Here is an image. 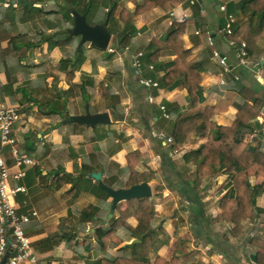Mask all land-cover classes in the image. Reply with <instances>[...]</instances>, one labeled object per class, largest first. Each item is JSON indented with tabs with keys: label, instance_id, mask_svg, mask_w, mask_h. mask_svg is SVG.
<instances>
[{
	"label": "crops",
	"instance_id": "obj_1",
	"mask_svg": "<svg viewBox=\"0 0 264 264\" xmlns=\"http://www.w3.org/2000/svg\"><path fill=\"white\" fill-rule=\"evenodd\" d=\"M22 1L0 0V102L20 109L22 118L15 129L19 152L21 156L36 163L34 167L27 169L26 178L19 183L27 189L26 195H20L19 204L23 209L38 214V218L26 226V234L37 256L36 264H94L106 253L96 245L95 240L90 245L85 243L89 233H95V227L87 222L88 214L95 213L99 221H103L102 226H108L119 215L116 210L114 217L109 219L111 211L108 213L100 204L101 200L92 193L93 185L98 183L92 179V174L102 173L103 183L106 184L104 181L107 180V186L119 190L113 186L124 182L122 171L130 164L140 174L156 175V179L148 183L153 192L151 200H158L160 197L157 194H162L167 202L180 200L179 194L167 186V177L172 176L167 174L165 177L160 145L153 144L152 137L161 133L169 137L173 117L191 107V98L187 91L178 88L168 90L159 86L164 72L144 62L151 41H163L174 23L187 22V33L182 41L184 48L191 52L189 63L203 68L201 88L204 101L201 108L213 109V122L225 128L235 124L237 106L242 105L245 99L232 89L235 84L230 74L224 73L212 54L217 49L224 56L230 55L232 71L243 67V70L250 73L251 76L242 74V81L264 101V41L259 42L257 51L254 56L249 57L248 64L241 66L236 57L235 46L232 47L226 41L227 34L224 30L232 16L228 15L227 3L237 4L243 0H203V6L199 4L201 8L197 4L185 6L176 1L169 12L155 9L135 18L137 34L129 49L116 54L114 65L108 62L115 54L104 53L110 47L107 51L99 52L91 44H85L82 49L86 46L87 51L82 53L78 67L74 68L72 65L62 64L72 47L65 50L57 47L49 51V45L41 42L30 48L26 42L22 43L23 34L7 33V26L18 27L33 21L41 22L43 19V15L36 13L33 20L28 22L29 16L21 6ZM205 3L209 5L210 15L207 8H204ZM34 7L41 8L36 4ZM222 7L226 8L225 12L221 11ZM194 14L198 16L195 18ZM233 17L234 25L245 21L238 12ZM211 30L214 33L210 37L216 45H211L208 41L207 33ZM41 33L42 31L39 32ZM13 39L17 41L16 45ZM82 49L79 51L78 47L76 59L80 57ZM22 50L35 55L33 65L25 56L14 59L16 52ZM139 54L144 56L139 59L140 68H136L135 62ZM76 59H73V63H76ZM175 59L172 54L164 52L160 61L169 64ZM49 61L54 68L58 65L60 70H54L52 74L51 71H37V66ZM257 84L263 89L258 88ZM162 107H165L168 119L165 118ZM87 109L91 115L108 113L111 124L91 128L71 121L72 117L85 116ZM250 129V133L245 136V143L264 153V125L257 120ZM255 134L256 139L252 137ZM208 142V139L191 133L184 145H176L177 154L174 153L175 150L170 153L174 166L168 171H175L177 179L185 177L193 180L195 166L187 165L183 157ZM161 145L164 150L171 147L166 146L164 141ZM129 155H133L130 160L127 159ZM8 157L12 158V155L9 154ZM83 173H88L87 177H83ZM215 181L218 185L226 183L223 191L234 194L232 177L220 176ZM250 183L253 186L261 185L264 178H251ZM157 185L161 192L154 190ZM73 187L74 191L70 192ZM202 194L205 195L204 192ZM97 199L99 203H95ZM107 203H112V199ZM121 204L125 206L122 207ZM121 204L118 208L125 211L127 203ZM256 204L257 208L264 209V195L257 198ZM184 205L185 212H179V216L175 215V209H157L156 225L160 226L158 218H162L160 223H163L166 231L176 230V227L181 226L178 223L181 217L191 215L188 205ZM96 208L99 210L95 211ZM205 212L207 215V209ZM220 213L219 209L215 211L216 215ZM128 224L136 228L138 221L133 217L128 220ZM188 226L190 227L189 224ZM244 227L246 234L243 239L238 240L241 246H237L240 252L238 264H253L250 257L256 249L251 247L249 239L257 237L264 240V216L245 222ZM59 231L74 233L75 236L71 242L52 246L49 239ZM214 232L217 233L215 229ZM78 233H83L84 239ZM127 239L120 247L110 248L108 254L117 258L118 251L132 244ZM80 240H84L83 243ZM235 240L237 239L230 237L229 242L235 245ZM73 244L82 247V250L75 252ZM168 250L164 247L158 254H152L150 261L153 263L158 257L169 260L165 257ZM260 252L264 254V251ZM243 255L246 258L241 259Z\"/></svg>",
	"mask_w": 264,
	"mask_h": 264
},
{
	"label": "trees",
	"instance_id": "obj_2",
	"mask_svg": "<svg viewBox=\"0 0 264 264\" xmlns=\"http://www.w3.org/2000/svg\"><path fill=\"white\" fill-rule=\"evenodd\" d=\"M94 1L96 0H90L83 6L81 1H76L73 3L67 2L64 5L57 3L54 7L35 8L34 5L38 3H28L27 0H23L21 6L27 10L28 22L33 20L32 18L36 13L43 15L41 23L44 30L41 33L40 43L48 44L49 51L57 47L63 50L74 47L73 53L69 54L62 61V64L77 68L82 58L81 53L80 57L76 59L81 38L73 37L68 32L74 27L71 10L74 9L81 15L87 14V18H90L95 26L103 22H107L110 26L115 22L120 2L124 0H98L101 3H94ZM127 1L135 6V10L125 9L121 13L120 19L127 24V27L118 43L120 52H125L130 48L137 34L134 25L135 16L145 15L155 9L169 12L174 2L177 1L185 6H190L192 0H144L143 5L138 3V0ZM210 4L213 5V3ZM197 6L201 8L199 3ZM55 7L65 11L63 19H58L55 16ZM204 8H207L210 15L211 10L208 3H205ZM227 12L228 15L232 16H235L238 12L245 21L233 26L232 34L225 37L226 41L233 42L235 50L245 43L248 57L254 56L259 42L264 41V0H243L237 4L229 2L227 3ZM197 16V14H194L195 18ZM187 29V22L174 23L163 41L158 39L151 41L148 46V53L144 57V62L147 65L164 72V76L159 82L161 88L168 90L178 88L181 91H187L191 98V107L187 111L178 112L173 117L169 137L173 139L174 145L164 150L161 145L163 141L159 137H152V141L156 146L160 145L159 152H162L161 158L165 177L172 176L167 177V186L178 193L182 204H187V208L191 210L190 223L197 234V238L206 240L208 245L213 247L211 251L223 255L229 261V264H238L239 259L237 257L240 254L238 248L222 240V237L214 232L213 225L221 222L232 225L231 236L234 239H241L246 234L243 223L255 221L264 216V209L257 208L256 204L257 198L264 195V183L257 186L250 183L251 178H264V153L245 143V136L250 133L252 123L257 121L262 110H264V101L259 97V94L252 92L243 83L242 74H249L250 76L251 74L240 67L242 69L229 73L232 82L235 84L232 89L245 99L242 105L237 106V120L230 128L218 126L213 122L214 110L201 108L204 101L201 88L203 68L199 65L192 66L189 63L191 52L184 48L182 41ZM52 33L54 37L48 40L47 37ZM209 33L212 35L214 30ZM13 43L16 45L17 41L13 39ZM27 46L32 48L34 44L29 43ZM164 52L172 54L176 59L169 64L161 62L160 59ZM228 56L230 57V55L226 57L231 61V57ZM111 57L112 55H110V59ZM73 59H76V63H73ZM235 76H238V80H235ZM257 86L263 89L259 84ZM191 133H196L208 139L209 142L183 157L187 165L194 164L195 178L191 180L178 176L179 179H177L175 171H168L169 168L172 169V166H174L170 153L175 150L176 145H184ZM132 157L133 155H129L127 159L130 160ZM122 172L129 175L128 179L122 182L121 185L113 186L116 189H129L156 179L154 173L140 174L130 164ZM87 174L83 173L82 176L87 177ZM220 176L232 177L233 188H235L233 189L234 194L231 195L229 201L222 202L223 216L211 219L206 215L205 209L208 205L205 203L202 194L203 190L206 191L208 187H204L203 190L201 188L205 181ZM89 181L92 182L91 179ZM74 188L70 192H73ZM92 193L101 200L100 204L109 213L112 208V203H107L110 196L101 189L98 183L93 185ZM98 210V208L95 209V211ZM117 213L119 217L112 219L108 226H102L103 221H99L100 219L95 213L88 214L89 221L87 222H91L95 227L97 245L106 253L101 260L94 264H188L190 255L180 256L179 254H175L170 261L160 257L156 258L153 263L150 261L151 255L158 254L165 245L158 239L159 235L155 230L156 210L150 199L130 201L127 203L125 211L119 207ZM133 217L138 221L136 228L128 224V220ZM84 232H86V229H84ZM74 236V233L59 231L49 239V242L52 243V246H55L62 242H71ZM127 237L130 242L140 241L123 247V251L131 250L133 252L132 257L116 258L108 254L110 248L120 247L127 242ZM85 243L89 244L88 237ZM249 244L256 249V252L251 255L250 261L253 264H264V254L260 252V250L264 251V240L250 237Z\"/></svg>",
	"mask_w": 264,
	"mask_h": 264
},
{
	"label": "rangeland",
	"instance_id": "obj_3",
	"mask_svg": "<svg viewBox=\"0 0 264 264\" xmlns=\"http://www.w3.org/2000/svg\"><path fill=\"white\" fill-rule=\"evenodd\" d=\"M6 1L9 2V1H13V0H6ZM27 1H28V3H38V4H36V6H38L39 3H47L50 1H54V0H50V1H48V0H27ZM76 1H81V3H83L82 4V6H83V5H85V3H88L90 0H57V1H55V4L47 5L44 7H54L57 3L64 5L67 2L73 3ZM94 3H101V2L96 0V1H94ZM138 3L143 5L144 0H138ZM191 7L194 8L193 6H191ZM125 9H129L131 11H134L135 6L132 3L128 2L127 0L121 1L119 4V9L116 12L115 22H113L112 25L107 27V30L111 33L113 38L111 41L110 49L104 53L105 54L107 53L108 55L109 54H115L114 57H112L111 61L108 62L110 65L111 64L114 65L113 61L117 58L116 54L119 53L118 43H119L120 37L122 36L124 30L127 27V24L125 22L121 21V19H120L121 13ZM54 10L56 11L55 16L58 19H63L65 11L58 9L56 7L54 8ZM71 12H72V10H71ZM136 17L137 16L134 17V20ZM87 22L89 25L94 26L93 21H91L90 18H87ZM104 23L105 22H103L102 24H99V25H103ZM7 27L9 28L8 29L9 31L7 33H11L12 35H17V34L21 33L24 35V37L22 38V43L23 42H26V44L31 43V44H34L36 46L41 41V34H39V32L40 31L43 32V30H44V26L40 21H38V22L33 21L31 23H28V24H21L18 27L14 26V25L7 26ZM6 38H9V37L6 36ZM80 42H81V39H80ZM9 46H10V44H9ZM72 48H71V50L67 49L68 51H71L70 54H72L74 51V47H72ZM25 51L23 52V50H22L20 52L19 51L16 52V58H14V59L17 60V57H19V56L24 57L25 56L26 59L29 60V63H32V65H33L34 63H33L32 59H34L35 55L34 54L29 55L28 50L26 52ZM86 51H87V48L85 46V48L82 49L81 53H85ZM97 51H99V50H97ZM99 52H101V51H99ZM37 67H38L37 71L40 73H49V71H51V74H52V71L57 70V69L60 70V67L58 65L55 66V68H54L50 61L47 63H42V64H40V66H37ZM65 105H64V109L66 108ZM161 135L166 136L165 133H161ZM193 170H194V172H193V179H194L195 174H196V170H195V168ZM121 176L123 179L122 181H125L127 179L128 175L124 174ZM215 180H217V178L205 181L204 185L201 188L203 190L204 187L206 185H208L209 189H208V191L203 190V192L205 193V195L203 194V196H204V200L206 201L205 203H207V205H208L206 207L207 216L209 215L208 217H211V219H215V218H219V217L223 216L224 211L221 209V204L223 201H229L230 197H231L230 193L223 191V188L226 185V183H222V184L218 185V182ZM104 182L106 184H109L107 182V180H105ZM159 188L160 187L158 185L154 186V190H156V192H161V189H159ZM233 189H235V188H233ZM224 190L226 191V189H224ZM157 196L160 197L158 200H151L150 199L151 202L155 206L156 212H157V209H161L162 207L164 209H169V208L175 209L176 210V212H175L176 216L179 214V212H185L184 208H186V207H184L185 205L182 204V202L180 200H170L169 202H167L168 200L164 199L162 197V194H157ZM95 203H99V200L97 199V201ZM121 206L124 207L125 204H121ZM218 209L220 210L221 213L219 215H216L215 211H217ZM190 218H191V215L181 217L180 222H178L181 226L176 227V230H171V231H166V228L163 226V223H160L162 221L161 220L162 218H158V221H159L158 223L160 226H157L156 222H155L154 226H155V230L158 232V235H159L158 239L160 241H162L163 243H165L164 247H167L169 249L166 256H165L167 259H169L167 261L172 260L175 254H179L180 256L181 255L182 256L190 255V260H189L188 264H229V261L223 255L219 254L218 252L211 251L213 247H212V245H208V242L206 240L197 238V234L194 231L192 224L190 223ZM156 221H157V219H156ZM188 224L190 225V227L188 226ZM244 224H245V222L243 223V226H244ZM213 227H214L215 231H217V234H219L222 237V240L230 243L231 245H234L233 243L229 242L230 237H232L231 236V231L233 230L232 225H228L225 222H221V223H217V224L213 225ZM89 234L90 235L88 237V242L90 245L93 243V240L96 241V239H95V233L90 232ZM82 235H83V233H78L79 237ZM121 235H122V233H121ZM243 238H244V236L241 239H243ZM81 239H84V237L82 236ZM238 240L239 239L235 240L234 246H236V247L237 246L239 247V245L241 246V242ZM83 241L80 240V243H83ZM133 242L134 241H131L130 243H133ZM96 245H97V243H96ZM72 247H73V250L75 252H77V250L78 251L82 250V247H78V245H75V244H73ZM130 251L131 250L123 251V248H122L121 251H118V255H119L118 257H121V258L123 257L120 255H124L125 257H132L133 252L132 251L130 252ZM114 254H116V252ZM238 257H240V254L238 255ZM243 258H246V255H245V257H244V255L241 257V259H243Z\"/></svg>",
	"mask_w": 264,
	"mask_h": 264
},
{
	"label": "built area",
	"instance_id": "obj_4",
	"mask_svg": "<svg viewBox=\"0 0 264 264\" xmlns=\"http://www.w3.org/2000/svg\"><path fill=\"white\" fill-rule=\"evenodd\" d=\"M196 4H198V0L191 1V5ZM221 11L225 12L226 8L222 7ZM234 24L235 19L230 16L224 30L227 35L232 34ZM207 37L209 43L213 45L209 33H207ZM229 44L232 47L235 46L233 42H229ZM246 49L247 45L243 43L236 50V57L241 66L248 64L249 57ZM220 54L219 51L214 50L213 58L218 61L224 73L229 74L231 71L226 65L228 58L225 56L221 59ZM143 56V54H139L136 58V68H140L139 59ZM235 79L238 80L237 77ZM162 110L165 118L168 119L165 107H162ZM21 118L22 115L17 106L0 102V264L7 255L6 264H36L38 262L32 242L26 234V226L38 218V214L35 211L23 209L18 200L21 194H27L26 187L19 183L26 178L27 169L36 165L34 160L21 156L19 152L15 129ZM257 120L264 125V110ZM157 137L164 141L166 146L174 145V141L170 137L165 135ZM252 137L256 138L257 136L255 134ZM174 153L177 154V151L175 150ZM9 154L12 155V158L8 157Z\"/></svg>",
	"mask_w": 264,
	"mask_h": 264
},
{
	"label": "water",
	"instance_id": "obj_5",
	"mask_svg": "<svg viewBox=\"0 0 264 264\" xmlns=\"http://www.w3.org/2000/svg\"><path fill=\"white\" fill-rule=\"evenodd\" d=\"M200 5L203 4V0H198ZM55 1H50L47 3H39L41 7L47 5H53ZM72 17L74 18V27L69 31V34L73 37H80L81 42L79 45V51L85 44H91L92 47L97 48L101 51H107L111 45L112 35L107 30L108 23L105 22L103 25L91 26L87 22V14L81 15L76 10L72 9ZM54 37V34H50L47 39ZM118 51L120 49L118 48ZM220 58L223 59L225 56L220 54ZM226 65L229 67V70L232 71L233 67L231 62L227 60ZM71 121L87 126V127H96L98 125H109L111 124V119L108 113L91 115L87 109V113L82 117H72ZM92 179L99 183V186L104 190L112 199V209L109 215V219H112L116 214V210L121 203H128L133 200H145L151 199L153 196L152 188L148 183H142L140 185L133 186L129 189H119L115 190L107 186L102 181V173H96L91 175ZM139 240H135L134 243H139ZM8 255L4 258L1 264H6Z\"/></svg>",
	"mask_w": 264,
	"mask_h": 264
}]
</instances>
